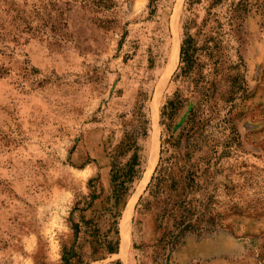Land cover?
<instances>
[{
  "label": "rangeland",
  "instance_id": "rangeland-1",
  "mask_svg": "<svg viewBox=\"0 0 264 264\" xmlns=\"http://www.w3.org/2000/svg\"><path fill=\"white\" fill-rule=\"evenodd\" d=\"M195 8L183 76L187 0H0V264H67L71 248V264H264V0ZM170 127L187 168L155 196ZM132 132L109 252L84 220L115 204L113 154ZM169 193L197 225L176 243Z\"/></svg>",
  "mask_w": 264,
  "mask_h": 264
},
{
  "label": "trees",
  "instance_id": "trees-1",
  "mask_svg": "<svg viewBox=\"0 0 264 264\" xmlns=\"http://www.w3.org/2000/svg\"><path fill=\"white\" fill-rule=\"evenodd\" d=\"M200 0H187V6L189 11V17L185 24L186 34L183 39V43L181 46V61L182 65L180 69L182 70L183 76H186L190 73L192 75L195 63L197 62V50L198 45L195 37L193 36L190 29L197 23L194 14H196V4ZM217 2H223L224 0H215ZM239 5V4H237ZM236 9H239L236 7ZM233 17V16H232ZM231 17V19H232ZM235 18V16H234ZM183 104V99L181 97V93L170 102V117L174 114L176 110L180 108ZM193 127L190 128V132ZM170 133L169 136L165 139L167 142L166 148L162 150L164 154L161 156L158 167L156 168V174L153 176L151 191L152 194L157 196L161 192H165L166 188H174L177 186L184 178L183 172L187 168V162H184L183 159L185 156L181 153V149L179 148L180 140L175 137L174 130L169 128ZM188 132V133H190ZM197 130L189 136H195ZM138 136V132L128 133L126 139L119 145L117 151L113 154V168H112V180H113V194L115 197V204L111 208H106L101 216H93L89 219H85L86 230L90 236H94V240L99 247H103V249L108 250L109 252H115L117 250L118 242L114 237L110 236V233L113 231L115 224H117V211L115 210V206H118L120 200L124 198L129 191L128 183L133 180L135 175V160L134 158H130L128 162L124 165L122 161H119L118 158L126 152H129L136 143V138ZM194 141L197 137L192 138ZM194 143V142H193ZM193 145V144H192ZM196 147V146H191ZM166 153V155H165ZM195 178V177H194ZM176 189V188H175ZM165 200L172 199V213L174 211L177 212L175 216V222L172 230V236L174 240L172 242L176 243L178 240L184 236L187 232L196 229L197 225L193 217V208L191 201H187V196L183 194H174L169 193ZM109 212V216H105V212ZM168 211V209H166ZM106 219L109 229L106 233L101 231L100 223L102 220ZM82 231V227L80 224L76 227V235L78 238L80 237ZM65 252V260L67 264H71L73 262V258L76 257L77 251L75 248H71Z\"/></svg>",
  "mask_w": 264,
  "mask_h": 264
}]
</instances>
